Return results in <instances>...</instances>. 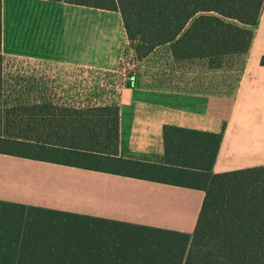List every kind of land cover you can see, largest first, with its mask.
<instances>
[{
    "label": "trees",
    "instance_id": "trees-1",
    "mask_svg": "<svg viewBox=\"0 0 264 264\" xmlns=\"http://www.w3.org/2000/svg\"><path fill=\"white\" fill-rule=\"evenodd\" d=\"M49 1L120 12L138 60L168 45L177 62L207 60L214 69L249 52L264 10V0ZM2 4L0 154L201 190L205 198L192 236L0 201V264H264V166L215 173L222 135L166 127L160 159L121 157L116 105L7 108Z\"/></svg>",
    "mask_w": 264,
    "mask_h": 264
},
{
    "label": "crops",
    "instance_id": "crops-1",
    "mask_svg": "<svg viewBox=\"0 0 264 264\" xmlns=\"http://www.w3.org/2000/svg\"><path fill=\"white\" fill-rule=\"evenodd\" d=\"M122 50L134 53L120 12L49 0H3L5 61L58 69L56 87L24 91L14 103L57 111L119 108V155L165 153L164 130L222 135L215 173L264 166V10L236 80L224 65L177 62L168 45L138 60L135 84L108 92ZM234 66V65H233ZM3 102L11 108L3 73ZM205 193L0 154V201L78 217L192 236Z\"/></svg>",
    "mask_w": 264,
    "mask_h": 264
},
{
    "label": "rangeland",
    "instance_id": "rangeland-1",
    "mask_svg": "<svg viewBox=\"0 0 264 264\" xmlns=\"http://www.w3.org/2000/svg\"><path fill=\"white\" fill-rule=\"evenodd\" d=\"M245 61L244 56L227 58L224 62V68L228 71L225 76H228L233 83L236 80L243 67V62ZM234 65V66H233ZM3 73L5 82L10 88L9 96L11 97V109L14 107V101L16 99L23 98L24 91L27 93L30 90L40 89V84L48 83V88L56 87L55 83L57 81V75L59 76L58 69L51 67L45 63L40 62H30V61H5L3 67ZM17 103V102H16ZM17 107L23 104H16Z\"/></svg>",
    "mask_w": 264,
    "mask_h": 264
},
{
    "label": "built area",
    "instance_id": "built-area-1",
    "mask_svg": "<svg viewBox=\"0 0 264 264\" xmlns=\"http://www.w3.org/2000/svg\"><path fill=\"white\" fill-rule=\"evenodd\" d=\"M138 65L139 62L134 53L122 50L118 63L113 69L112 78H107V80L103 79V83L105 82L103 87H105L108 92L117 91L120 84L118 81L120 80L123 86H134Z\"/></svg>",
    "mask_w": 264,
    "mask_h": 264
}]
</instances>
